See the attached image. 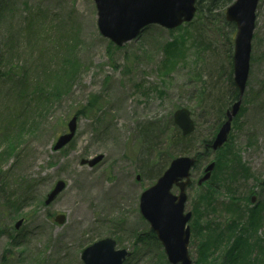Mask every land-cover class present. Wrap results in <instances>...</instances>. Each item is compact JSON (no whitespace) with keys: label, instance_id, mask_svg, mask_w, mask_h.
I'll use <instances>...</instances> for the list:
<instances>
[{"label":"rangeland","instance_id":"374dc122","mask_svg":"<svg viewBox=\"0 0 264 264\" xmlns=\"http://www.w3.org/2000/svg\"><path fill=\"white\" fill-rule=\"evenodd\" d=\"M199 18L171 31L150 25L116 47L98 31L93 0H0V264H83L81 250L104 237L131 252L128 264H165L161 245L146 239L139 195L172 158L198 150L185 204L192 212L206 163L215 160L212 175L222 177L216 152H205L201 139L214 126L216 132L234 93L235 32L218 18L201 32ZM243 93L223 152L233 149L252 176L233 185L237 205L220 187L213 206L189 221L196 228L188 246L193 264L208 222L227 234L249 208H264V0L257 5ZM181 107L195 122L190 153L174 142L172 115ZM72 116V139L54 149ZM97 155L95 165L81 163ZM59 180L64 188L45 204ZM252 192L253 203L245 197ZM59 213L63 224L53 220ZM259 231L264 243V209ZM220 256L206 264H223Z\"/></svg>","mask_w":264,"mask_h":264},{"label":"water","instance_id":"95a60500","mask_svg":"<svg viewBox=\"0 0 264 264\" xmlns=\"http://www.w3.org/2000/svg\"><path fill=\"white\" fill-rule=\"evenodd\" d=\"M97 7L98 27L100 32L118 45L134 38L141 28L149 23H158L173 28L184 21H190L195 12L196 0H94ZM258 0H235L225 11V18L236 24L233 52V81L238 88V98L226 110L225 121L220 125L210 146L216 150L227 140L232 119L237 114L242 94L245 89L249 70L251 38L255 27V10ZM174 123L181 133L186 135L193 131L194 122L190 111L183 107L173 113ZM68 132L61 134L54 149L66 145L76 130V116L67 123ZM101 159L97 155L92 159L81 160L93 166ZM195 163L192 156L173 158L167 169L154 184L143 190L139 196L140 214L148 221L150 228L164 247L168 261L172 264H191L188 253L190 230L186 226L191 212L184 213L187 199L186 188L191 183L190 170ZM214 162L204 168V174L198 179L200 185L209 179ZM173 185L179 188L173 194ZM65 183L59 180L46 196L45 204H49L64 188ZM255 199L252 196L251 200ZM65 216L58 214L54 220L62 224ZM21 220L16 222L18 227ZM112 238L105 237L87 246L81 253L84 264H122L128 255L126 249L115 250Z\"/></svg>","mask_w":264,"mask_h":264},{"label":"trees","instance_id":"16d2710c","mask_svg":"<svg viewBox=\"0 0 264 264\" xmlns=\"http://www.w3.org/2000/svg\"><path fill=\"white\" fill-rule=\"evenodd\" d=\"M232 1L233 0H197L196 2L197 15L200 16L199 21H198V26L201 27V32L205 31L204 27H207L208 25L211 26V24L213 23L212 21L213 18L214 19L218 18L217 20L219 21L221 25L226 26L228 28L230 27V29L235 32V25L233 23L227 22L223 16V10ZM193 22L194 21L186 25H190ZM180 28H182V26L178 27L177 29H180ZM230 61L232 65V58L229 59V62ZM231 65L229 67L230 69L229 83L230 85H233ZM233 90H234V93L231 98L232 101L236 99V96H237L235 87ZM231 102L227 105V107L231 104ZM220 119L218 120V122L221 121ZM173 128L175 132L174 142L177 144V146L181 147V150H178V151L179 152L181 151L184 153H190L191 152L190 150H192V148H190L189 145L193 139L192 137L194 136L193 132L187 136H182L180 131L177 129V127L174 124H173ZM150 129L151 127L149 126V124H145V126L144 125L142 126V133L148 136ZM212 129H214L215 131V126ZM214 131H211L209 137H205L206 139L204 138L201 139V142H202L201 144L203 146L206 143L210 142V140L213 137ZM223 147L219 149L218 151H216V154H217L216 165L218 166L217 170H219L220 173H222L221 178H222L223 186L219 184V181L221 182V178L217 179V177L214 175H211V178L209 179V181L203 183L200 186H195L196 197L194 199L195 204L192 210L193 218H194V215L197 218L201 217L202 214L204 213L203 212L204 209L208 210L209 208L213 206L211 201L212 199H214L215 193H218V190H220V187H222L223 189L222 191H224L226 194H229V198L231 200L230 205H237V201L240 199L238 196L234 195L233 193L234 188H232L233 185L241 177L247 178L249 176H252L249 171V168H247V166H245V164L240 160L238 154H236L233 151V149H229L223 152L224 150ZM204 150L205 152H207L208 149L206 150L205 148ZM191 154H196L197 161H198L202 153L196 150L194 153H191ZM155 173L152 172V175H154ZM245 197L247 199L250 198V194L249 195L246 194ZM263 209H264L263 205H257V204L256 206L249 208V213L247 215L246 220L242 223H239L238 228H234V227L230 228L229 231H232V232H228L227 234L225 233L224 229H222L221 226H218L220 229L218 228L217 232H215L211 228L210 222H208L205 225V228L208 231L207 238L205 239V241H203L202 243L198 245L197 252H196L198 256L194 260V264L208 263L209 257H212V256L214 257V255L218 253L219 251H222L223 257L220 256L218 258L219 259L222 258L223 264L230 263V262L233 264H258L260 259L261 261L264 262V243L262 242L263 239L257 233L259 232V229L262 227ZM237 217L238 219L243 217V212L241 211V209H240V212L237 214ZM202 224L203 223L200 224V229L198 231L200 233H203L204 231ZM192 228H193V224H192ZM192 233L195 236L196 228L192 229ZM145 236H146V239H149L155 242L156 244H158L156 237L151 230H147V232H145ZM249 240H253V241H250L249 243ZM255 253H257L258 255L256 256ZM251 254L253 255L252 259H251ZM163 262L165 264L168 263L165 260ZM212 262H215V260Z\"/></svg>","mask_w":264,"mask_h":264}]
</instances>
